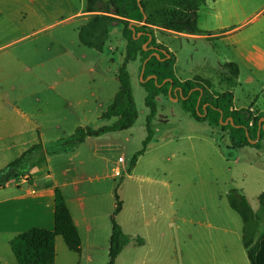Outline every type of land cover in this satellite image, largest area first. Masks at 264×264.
I'll return each mask as SVG.
<instances>
[{
    "label": "rangeland",
    "instance_id": "1",
    "mask_svg": "<svg viewBox=\"0 0 264 264\" xmlns=\"http://www.w3.org/2000/svg\"><path fill=\"white\" fill-rule=\"evenodd\" d=\"M143 2L146 6V16L153 17V24L161 28L172 10L169 8L164 10L166 6L181 10L177 0ZM84 5L86 0H0V46L9 43L4 47L7 49L2 54L12 58L0 63L13 68H10L11 72L0 71V100L4 98L6 102L14 103L0 108V117H12L11 127L14 129L16 125H20L18 128H22V134L10 138L9 131L0 127V134L5 133L6 136L0 141V170L18 159L28 148L36 144L39 138L44 145H49L72 135L78 127L99 129L115 122V119L104 120L101 116L112 104L119 90L117 74L126 53V41L122 35L123 25L118 23L110 27L109 40L102 53L80 44L78 33L75 32V28L80 25L77 22L64 24L62 21L55 25L57 27L43 34L30 35L40 26L64 20L67 14L82 9ZM210 5L211 1L200 8L198 28L204 34L217 36L195 40L159 32L157 38L177 57L178 78L192 80L200 77L210 81L209 93L212 92L214 97L222 92L231 91L237 109L250 110L253 116H257L260 111V115L264 116V12L259 15L255 24L244 29H234L243 19L254 13L252 10L263 9L264 0H252L249 5H244L246 10L244 13L240 9L225 11L220 14L221 17ZM158 11L160 12L156 16ZM225 31L230 32L222 34ZM62 48L63 52L65 48L71 51L68 59L56 58L63 55ZM82 51L86 54H82ZM18 56L29 62L44 61L45 65L48 64L47 68L37 67L38 76H35L30 70L19 69L14 60ZM58 60L63 61V64L57 63ZM230 62L236 63L240 68V76L234 85L227 79L221 81V72L224 71L225 64ZM141 65L139 60L128 64L138 110V119L133 127L106 134L98 140L89 138L86 144L79 146L73 153L76 155L75 167L65 158L71 154L50 157V163L32 173L35 185L32 188L40 193L39 190L50 185L53 178L59 181H72L77 178L82 190L79 197L85 198L89 209L87 211H91L96 218L100 241L103 233L100 230L108 227V230L104 231L106 233L104 244L110 242L111 215L116 207L114 190L122 179L124 182L118 194L123 205L125 201L129 204L126 219L128 215L136 212L135 202L138 199L147 197L148 194L154 197L161 196L155 187L143 182L148 177L182 185L229 177L231 187L224 195L226 203L228 204L227 193L231 189H239L246 195L253 210L257 211L258 196L264 191V139L261 142L262 150L246 147L238 151L239 160H228L224 156L225 150H233L228 148L230 145L228 132H222L221 127L212 126L208 121L200 122L194 119L184 110L181 99L177 100L176 96L161 95L156 100L157 115L150 124L151 142L145 153L138 158L135 167L130 169L134 156L143 149V143L148 136L147 116L150 110L145 104L148 93L143 84L149 77L146 80L142 79ZM59 66H64L63 76L65 78L67 75L68 78L67 98L70 101L86 100L84 104L78 105L75 102L73 107L71 105L63 108L62 113L55 107L63 104L51 96L52 93L44 92V86L39 81L44 79L48 82L47 76L42 72L47 73L52 68L55 71ZM225 73L228 75L226 71ZM12 74L16 82L14 85L9 82ZM11 86L16 87V90H10ZM15 105L35 123L22 119V116L15 112ZM74 115H78V118ZM63 116L68 117L63 129H54L56 120ZM121 158L123 163H119ZM66 168L74 170L68 177L62 174ZM116 168L121 171L118 177L114 175ZM129 176L133 178L129 180L128 186H125ZM15 185L7 187L5 192L0 189V200H5L7 194L15 193L17 191ZM191 191L187 190L181 197L189 202L201 200L203 197L211 198L214 194L206 191L202 194L195 189ZM69 192L73 196L72 191ZM188 213V210L186 212L182 210L183 215L188 216ZM30 223L24 230L41 224L38 220ZM82 232L85 238V233ZM125 233L132 238L144 239L145 245L137 247L131 243L124 249L123 254H120V264L138 259L140 255L129 256L131 251L148 245L146 237L142 235L148 232ZM151 233L152 231H149V234ZM63 247L67 249L64 242ZM177 250L179 254V248ZM108 252L109 248L108 251L98 252L97 258L100 263L96 264H103V261L104 264H108ZM185 253L189 254V249ZM3 254L12 255V252L10 245L0 241V256ZM167 254L171 255V251Z\"/></svg>",
    "mask_w": 264,
    "mask_h": 264
},
{
    "label": "trees",
    "instance_id": "2",
    "mask_svg": "<svg viewBox=\"0 0 264 264\" xmlns=\"http://www.w3.org/2000/svg\"><path fill=\"white\" fill-rule=\"evenodd\" d=\"M177 2L183 12L171 10L162 28L179 34H202L198 28V12L205 0H177ZM140 4L146 13L143 0L140 3L137 0H109L108 2L87 0L86 12L95 13V15H92L78 31L79 42L82 46L102 53L113 23L117 22L123 25L122 35L127 43L124 62L117 74L119 90L112 104L101 116L104 120L115 119V122L99 129L78 127L72 135L49 145H44L39 138V141L28 148L18 159L0 170V189L15 185L26 177L30 178L34 170L47 164L48 158L74 152L88 138H98L133 127L138 119V110L128 64L136 61L139 57L142 62L140 71L147 60L143 79L146 80L150 76H156V79L151 78L143 84L148 93L145 104L150 110L147 116L148 136L143 143V149L134 156L130 169L135 167L138 158L145 153L151 142L150 124L157 115L156 100L161 95L168 96L170 89L171 97L176 96L175 90H177V95H179V90L182 91L183 108L194 119L200 122L208 121L212 126L221 127L222 132H228L231 148L261 149V142L264 139L261 119L264 116L260 114L253 116V113L247 109L235 110L233 108L234 94L231 91L222 92L214 97L209 93L210 81L195 77L192 80L181 82L174 73L175 57L167 47L156 42L153 31L149 27L151 21L147 19L146 24L141 25L144 15ZM150 36L152 40L145 51L144 45L149 41ZM156 53L159 57L155 55ZM239 75V66L230 62L225 64L224 71L221 72V79L232 81L230 84L233 85ZM231 119L234 121V126L230 123ZM226 121L229 122L224 125L223 123ZM259 129H261L260 140L253 144L250 140L257 139ZM123 182L122 179V182L114 190L116 207L111 215L112 230L108 264H116L117 258L131 243L137 247L145 245L144 239L132 238L117 223L116 218L123 208V201L118 190ZM226 197L230 207L243 222L242 241L250 264H257V255L264 239V191L258 196L259 209L257 211L253 210L248 198L239 189H231ZM58 236L63 238L71 252L77 254L81 252V237L60 188L54 190V229L32 228L20 233L11 240V250L18 264H54L56 260L55 244Z\"/></svg>",
    "mask_w": 264,
    "mask_h": 264
},
{
    "label": "crops",
    "instance_id": "3",
    "mask_svg": "<svg viewBox=\"0 0 264 264\" xmlns=\"http://www.w3.org/2000/svg\"><path fill=\"white\" fill-rule=\"evenodd\" d=\"M104 1L108 2L109 0ZM209 1L212 3L210 6L214 8L217 14L221 17L220 14L225 11L232 12L240 9L243 13L246 12L244 5H249L252 0H205L201 7ZM86 8L87 0L86 5H84L82 9L70 12L67 14L64 20L40 26L30 35L38 36L43 34L46 31L57 27L55 25L61 23L62 21H64V24L69 22L80 23V25L75 28V32L77 31L78 33L79 28L87 23L92 15H95V13L86 12ZM167 8L183 12L182 8L181 10H178L177 8L166 6L164 10ZM160 11L156 13V16ZM251 12L254 13L248 18L243 19V21L240 22V25L234 29H244L252 24H255L258 21L259 15L264 12V8L259 11L252 10ZM152 18L147 17V19L151 21L149 27L153 29L152 31L156 42L160 45L163 44H161L157 38V34L159 32L170 33L176 36H183L195 40H205L210 37L217 36L204 34L200 29L199 30L202 33L200 35L175 33L154 25ZM61 25H63V23ZM228 32L230 31H225L222 34ZM8 44L0 46V61L12 59L6 54H2V52L7 49H4V47ZM168 49L171 52V49ZM61 53L63 55H58L56 58L59 57L60 60H63L64 57L66 59L69 58L71 51L69 48H65L63 52L62 48ZM82 54L85 55L86 53L82 51ZM174 57L176 60L174 65V73L178 78V59L175 55ZM14 60L17 62L19 69H23L24 71L30 70L35 76H38L36 73L37 67L42 66L46 69L48 65H45L44 61H39L38 63L29 62L27 59L21 58L19 56L14 58ZM137 60L142 63L140 57ZM57 63L61 65L63 64V61L58 60ZM10 68L13 69L12 67L8 68L4 64L0 63V71H10ZM52 69L47 73L42 72L44 76H47L48 82H45L44 79H40L39 81L41 85L44 86V92L52 93L51 96L63 104V106L55 108L58 109L60 113H62L61 111L63 108H68L71 105L73 107L75 102H77L78 105L84 104L86 102L85 99L70 101L69 98H67L69 96V86L66 85L68 80L67 75L65 78L63 76L64 66L57 67L55 71ZM56 76L58 78H56ZM10 79L11 80L9 82H11V85H14L16 82L13 80L15 79L13 74L11 75ZM178 79L181 82L186 81L180 78ZM10 90L15 91L16 87L11 86ZM211 94L213 93L211 92ZM0 101V108H3L7 105H14L12 102H6L4 98H1ZM15 107V112L20 114L22 119H25L30 123H35L31 121L29 115L21 111L16 105ZM233 108L235 110H240L235 106ZM257 114H260V111ZM74 116H77L76 118H78V115ZM12 119V117H0V127H2L3 130L9 131L8 137L10 138L16 137L20 133L22 134V128H18L20 125H16L14 129L11 127ZM15 120L16 118H14V122L16 123ZM67 120V116L57 119L53 128L56 130H62L63 124L66 123ZM5 138V133L0 134V141L4 140ZM99 138L100 137L93 139L98 140ZM88 139H86L81 145L86 144ZM228 148H231V146L229 145ZM241 149H235V157L231 159L227 158L226 155L224 156L228 160H239L238 151ZM259 150H262V146ZM73 153L74 152L68 153L71 155L65 158L71 162L72 166L75 167L76 163L74 162L76 155H73ZM50 161L51 159L48 158L47 163H50ZM71 172H74V170L71 168H66L62 174L63 176L68 177V174ZM131 178H133V176H129L125 186H128L129 180ZM76 179L77 178H74L72 181H59L58 179L53 178L50 185L39 190L40 193L32 188L35 186L32 176L30 178L26 177L16 183L15 188H17V191L12 193V195L4 193L7 194L6 196L8 197L4 196L5 200H0V241H4L7 245H10L11 240L15 236L30 229L28 228L27 230H24L26 226L31 224L30 221L33 222L38 220L41 222L39 226H32L31 228H44L53 230L54 190L56 188H60L81 237L82 248L79 254L71 252L67 248L64 240L63 242L67 249L63 247V238L58 236L56 238L55 244L56 260L54 264L100 263L97 258V253L106 250L108 251L110 244V242L104 244V238L106 237L105 232L108 230V227L100 230L103 231V233H101L102 239L100 241L96 218L94 214L91 213V211H87L89 209L85 203V198L83 199V197H79V194H81L82 190L79 186L78 180ZM143 182L155 187L157 189V193L161 196L154 197L152 194H148L147 197L144 196L141 199H138L137 202H135L137 207L136 212L132 213V215H128L127 219L126 216L129 204L125 201L122 211L117 216V223L122 227L123 231L148 232L142 234L146 237L148 245L145 248H141L139 250H132L131 255L129 256H140L136 260L131 259V262H127V264H250L242 241L243 222L241 218H239L240 216L231 207H229V203L227 204L224 198L226 190L231 187L229 186L231 185V179L229 177L227 179H215L209 180L207 182L193 183L191 185L171 183L166 180H155L149 177ZM26 185L29 187L25 188ZM192 189L200 191L202 194H204L205 191L214 194L211 198L203 197L201 200L189 202L185 201L184 197H181V195L185 194L187 190L191 191ZM1 190L5 192L7 189ZM70 190L72 191L73 196H71V193L69 192ZM85 192L88 193L87 190ZM191 192L193 193V191ZM182 210L185 212L188 210L189 215H183ZM237 215L239 217H237ZM82 231L85 233V238L83 237ZM149 231H152V233L149 234ZM178 248L179 254L177 250ZM187 249L190 251L189 254L185 253ZM170 251L171 255H168L167 253ZM172 251H174V253H172ZM122 254L123 253H121V255ZM120 256L117 258L116 264H120ZM0 264H18V262L12 253V255H1ZM257 264H264V239L261 242L260 250L257 255Z\"/></svg>",
    "mask_w": 264,
    "mask_h": 264
},
{
    "label": "water",
    "instance_id": "4",
    "mask_svg": "<svg viewBox=\"0 0 264 264\" xmlns=\"http://www.w3.org/2000/svg\"><path fill=\"white\" fill-rule=\"evenodd\" d=\"M137 1H138V3H140L141 0H137ZM140 7H141V4H140ZM141 11H142V13H143V15H144V17H143V22L141 23V25H144V24H146L147 16H146V14H145V12H144V9H143L142 7H141ZM117 24H118V23H114L113 25H117ZM139 35H140V34H139ZM151 40H152V37L150 36L149 41L144 45V50H145V51L147 50V45L150 43ZM155 55H156L157 57H159L157 53H156ZM146 62H147V60L145 61L144 66H143V69H142V77L144 76V71H145V64H146ZM151 78L156 79V76H150V77L148 78V80H150ZM142 79H143V78H142ZM174 93H175V95H176V97H177V100H178V99H182L183 94H182V91H181V90H179V95H177V90H175ZM169 95H171V89L169 90ZM199 101H200V99H199ZM220 121H221V123H222V119H221ZM228 122H229V121H226V122H224L223 124H224V125H227ZM261 122H263L262 129L264 130V117L261 119ZM230 123H231L232 126H234V121H233L232 119L230 120ZM260 131H261V129H259V131H258V136H257V139H256L255 141L250 140L251 143L256 144V143L259 142V140H260ZM246 134H247V136L249 135L248 131L246 132ZM225 152H226L225 154H226V157H227V158L231 159V158L235 157V149H233V150H229V151L225 150Z\"/></svg>",
    "mask_w": 264,
    "mask_h": 264
},
{
    "label": "built area",
    "instance_id": "5",
    "mask_svg": "<svg viewBox=\"0 0 264 264\" xmlns=\"http://www.w3.org/2000/svg\"><path fill=\"white\" fill-rule=\"evenodd\" d=\"M119 163H123V159H122V158L119 159ZM114 175L117 176V177L121 175V171H120L119 168H116V169L114 170Z\"/></svg>",
    "mask_w": 264,
    "mask_h": 264
}]
</instances>
